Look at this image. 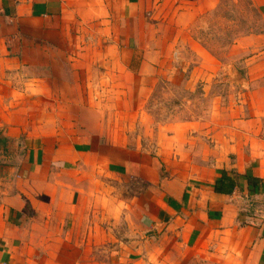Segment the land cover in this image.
Returning a JSON list of instances; mask_svg holds the SVG:
<instances>
[{
    "label": "crops",
    "instance_id": "obj_1",
    "mask_svg": "<svg viewBox=\"0 0 264 264\" xmlns=\"http://www.w3.org/2000/svg\"><path fill=\"white\" fill-rule=\"evenodd\" d=\"M251 1L264 18V0ZM220 2L0 0V264L29 261L25 251L39 247L29 236L40 217L49 231L53 219L74 227L79 218H92L97 230L104 215L121 212L153 228L179 223V248L187 253L232 246L240 264L245 256L264 264V207L255 213L263 221L240 227L249 192L264 198L256 154L209 168L205 180L173 173L164 179L172 167L164 171L165 161L131 147V126L105 112L103 101L105 79L131 73L137 26L149 23L147 14L151 24L171 18L183 41ZM224 172L235 181L231 195L214 190ZM247 177L262 183L249 186Z\"/></svg>",
    "mask_w": 264,
    "mask_h": 264
},
{
    "label": "rangeland",
    "instance_id": "obj_2",
    "mask_svg": "<svg viewBox=\"0 0 264 264\" xmlns=\"http://www.w3.org/2000/svg\"><path fill=\"white\" fill-rule=\"evenodd\" d=\"M147 18L137 26L131 73L116 72L104 86L105 112H118L125 118L120 123L131 126L125 128L130 146L165 161L164 171L172 167L161 173L164 179L173 173L205 180L209 168L253 152L264 175V18L254 3L221 0L199 16L183 41L171 18L161 19L164 24ZM247 196L248 219L240 227L263 221L255 213L264 198ZM92 221L79 218L76 226L62 227L53 219L55 231H49L47 217L38 218L40 229L29 238L39 247L26 249L24 264H240L232 246L193 253L179 248V223L153 228L123 212L104 215L97 230ZM243 264L254 262L245 256Z\"/></svg>",
    "mask_w": 264,
    "mask_h": 264
},
{
    "label": "trees",
    "instance_id": "obj_3",
    "mask_svg": "<svg viewBox=\"0 0 264 264\" xmlns=\"http://www.w3.org/2000/svg\"><path fill=\"white\" fill-rule=\"evenodd\" d=\"M237 177V175L235 174ZM247 181L249 186H259L262 183V180L247 177ZM235 181H233L231 178L227 177V174L224 172L222 175L221 180H219L215 186L214 190L216 193L219 194H225V195H231L233 191L235 190Z\"/></svg>",
    "mask_w": 264,
    "mask_h": 264
}]
</instances>
